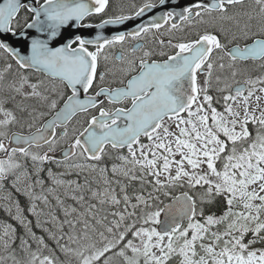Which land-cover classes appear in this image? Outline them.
Masks as SVG:
<instances>
[{
  "label": "snow or ice",
  "instance_id": "1",
  "mask_svg": "<svg viewBox=\"0 0 264 264\" xmlns=\"http://www.w3.org/2000/svg\"><path fill=\"white\" fill-rule=\"evenodd\" d=\"M0 264H264V0H0Z\"/></svg>",
  "mask_w": 264,
  "mask_h": 264
},
{
  "label": "flooded vegetation",
  "instance_id": "2",
  "mask_svg": "<svg viewBox=\"0 0 264 264\" xmlns=\"http://www.w3.org/2000/svg\"><path fill=\"white\" fill-rule=\"evenodd\" d=\"M126 2H131V0H126Z\"/></svg>",
  "mask_w": 264,
  "mask_h": 264
}]
</instances>
